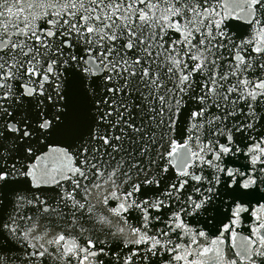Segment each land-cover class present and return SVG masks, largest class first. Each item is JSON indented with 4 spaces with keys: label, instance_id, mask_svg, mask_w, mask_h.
Returning <instances> with one entry per match:
<instances>
[{
    "label": "snow or ice",
    "instance_id": "1",
    "mask_svg": "<svg viewBox=\"0 0 264 264\" xmlns=\"http://www.w3.org/2000/svg\"><path fill=\"white\" fill-rule=\"evenodd\" d=\"M0 264H264V0H0Z\"/></svg>",
    "mask_w": 264,
    "mask_h": 264
}]
</instances>
